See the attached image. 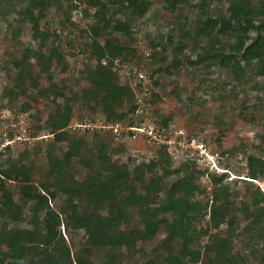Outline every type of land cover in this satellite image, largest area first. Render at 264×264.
I'll list each match as a JSON object with an SVG mask.
<instances>
[{
    "label": "rangeland",
    "instance_id": "obj_1",
    "mask_svg": "<svg viewBox=\"0 0 264 264\" xmlns=\"http://www.w3.org/2000/svg\"><path fill=\"white\" fill-rule=\"evenodd\" d=\"M102 1L107 5L103 12L79 1L77 8L70 10L69 0H53L39 24L41 31L51 34L49 47L63 56L50 74L54 83L63 82L66 87L56 103L38 92L50 86L45 75H40L38 88H29L13 103L2 100L3 88L10 85L6 73L11 68L7 62L23 47L38 48L39 41L34 39L32 23L18 20L17 15L0 18V170L8 161L23 158V164L33 167V182L37 185L49 181L62 187L72 178L84 180L87 168L76 163L78 156L59 176L50 172L47 152L53 138L42 137L50 133L47 122L56 104L63 105L77 94L81 98L83 90L93 85L86 72L97 65L91 43L92 27L98 25L102 43L111 39L122 46L123 60L153 79V96L149 101L140 97V104L134 97L135 102L120 111L122 117L112 121L94 103L71 102L73 120L118 122L124 127L146 123L169 129L171 143L157 144L145 137L133 138L131 133L115 139L104 129L68 130L76 139H84L83 143L94 152L103 143L112 161L132 171L144 167L146 181L163 178L162 185L167 190L163 188L152 201H130L122 223V228L128 230H144L147 223H157V232L137 240L131 248L112 249L93 244L86 228L63 224L57 230L64 237L63 245L55 242L46 248L47 256H39L35 264H77L78 257L89 264H169L172 255L186 264H264V77L258 72L261 63L256 59L246 65L240 57L241 68L236 69L213 58L222 46L231 52L239 38L246 45L259 38L258 46L264 54V28L261 32L257 28L264 21V0H236L246 5L255 27L235 24L234 29L223 34L207 23L210 19L229 18L234 0H146L148 9L143 15L127 7V0ZM102 13L111 23L102 20ZM119 24H126L127 28L119 31ZM35 70L38 73V68ZM118 77L121 85L130 87L126 76ZM24 105L29 106L26 111L22 110ZM133 106L135 112L130 111ZM21 119L31 124V144L14 143L4 148L7 135L19 133V127L12 125L17 126ZM193 143L204 144L207 154L218 155V171L207 167L206 159L199 156ZM69 145L65 141L56 149L64 153ZM84 154L89 157L92 153L84 150ZM251 157H256V179L250 178ZM147 165L153 167L149 169ZM167 170L172 174H165ZM178 181L183 187H178V192L184 191V181L193 183L195 191L190 198L192 208L187 224H183L182 231L172 232L171 215L158 209L166 191L170 192ZM12 185L14 200L21 204L20 185ZM138 193L145 194L140 185ZM216 193L219 203L215 201ZM1 194L0 191V199ZM64 198L65 194L59 191L58 198L50 201L49 195L42 192L40 202H48L63 214ZM215 207L221 214L218 226L212 222ZM32 216L26 209L21 222L8 223L18 240L22 241L24 230L34 228L29 224ZM0 251H8L5 244ZM30 256L36 257L33 250Z\"/></svg>",
    "mask_w": 264,
    "mask_h": 264
},
{
    "label": "trees",
    "instance_id": "obj_2",
    "mask_svg": "<svg viewBox=\"0 0 264 264\" xmlns=\"http://www.w3.org/2000/svg\"><path fill=\"white\" fill-rule=\"evenodd\" d=\"M0 0V18L7 19L11 15H17L18 20L24 23H32L34 39L39 41L38 48L23 47L18 50L7 62L11 69L6 73L10 85H5L2 90V100L7 99L11 104L18 100L19 97L26 95L29 88H38L40 75H45L50 81V86L39 89V94L45 98H52L56 103L58 98L65 91L66 87L63 82H53L51 71L60 65L63 58L56 49L49 47L51 34L41 31L39 24L45 17V12L50 2L53 0ZM56 1V0H54ZM86 4L88 7L105 11L107 5L102 0H69V9L77 8L78 2ZM123 5L125 2H121ZM127 7L143 15L148 9L146 0H127ZM246 5L243 2L234 0L229 9V18L210 19L207 24H211L218 33L223 34L234 29L235 24H251L255 27L254 21L248 16ZM62 7V5H60ZM88 15V11H85ZM102 20L107 24L111 23L110 19L102 13ZM67 13V19H69ZM103 23V21H102ZM117 30L121 31L127 28L126 24L117 25ZM260 32L264 28L262 20L257 27ZM21 29V27H19ZM93 39L91 43L92 55L97 60V65L92 70L86 72L87 79L92 82V86L83 90V95L77 94L66 99L63 105L56 104L55 109L47 122V128L50 134H54L52 142L49 144L47 159L50 162V172L60 175L74 161V157H80L76 163L85 165L87 174L84 180L69 179L65 184L58 187L57 183H44L37 185L33 182V167L23 164V158L18 161H8L0 170V250L2 245H6L7 252L0 251V264H35L39 256H47L46 248L58 242L63 245L64 237L58 228L61 225L79 226L87 229L90 241L93 244L111 246L112 249L122 248L124 246L131 248L139 239H146L156 234L158 224L147 223L144 230L123 229V220L127 217L126 208L130 201L148 199L154 200L158 194L163 192V178H152L145 180L144 167L130 170L128 167L111 160L107 152L106 145L103 143L96 152L89 149V146L83 143L84 139H76L70 134L69 125L73 119L72 103L80 100L94 107L102 109L107 115L109 121L115 118H121V110H125L128 104L135 102L134 93L129 86L121 85L118 75L111 69V62L116 58H123L124 48L117 45L113 40L107 39L102 43L98 37V25L92 27ZM258 40L246 45L242 38H239L235 45L231 47V52L227 49H217L213 58H219L221 65L231 64L234 68H241L239 58L249 65L254 60H260L261 65L258 72L264 77V54L258 46ZM107 59L109 66L102 64ZM125 59V58H123ZM56 63V64H55ZM38 68V73H36ZM155 97V95H154ZM157 99V98H156ZM154 98V100L156 101ZM29 106L24 105L23 111ZM92 108V107H91ZM136 107L130 109L135 112ZM37 129H42L37 127ZM97 135V134H96ZM68 141L69 148L64 153H59L57 145ZM84 150L90 151L91 156L87 157ZM27 152V151H26ZM23 155L22 157L26 156ZM167 154V153H166ZM256 157H251L249 165L251 167V177L256 179V170L254 161ZM149 169L153 165H147ZM165 174L171 175L170 170ZM221 180V179H220ZM13 183L19 184V194L22 197V203L15 202L13 197ZM138 185L142 186L145 194L138 193ZM56 186V189H52ZM181 188V181L172 186L170 192L166 191V196L161 199L158 210H163L172 217L170 227L172 232H179L188 222L192 204L190 198L194 194L195 188L190 181H184V191L178 192L176 189ZM183 188V187H182ZM62 190V191H61ZM65 194L63 203V214L58 213L50 204L41 203L42 192L46 193L51 200L58 198V192ZM152 198V199H151ZM49 201V202H50ZM215 201L219 203V196L215 194ZM217 207L212 213V222L218 226V220L221 214L217 212ZM221 208V207H220ZM219 208V209H220ZM30 210L33 229L23 231L22 241L18 240L13 229L9 227L10 222H21L24 210ZM157 210V211H158ZM110 212L111 215L105 213ZM43 215V216H42ZM35 253L36 257L30 256V251ZM68 254L70 253L67 250ZM63 254V247L60 248ZM70 256V255H69ZM77 264L84 263L79 257ZM169 264H186L181 258L172 255L169 258Z\"/></svg>",
    "mask_w": 264,
    "mask_h": 264
},
{
    "label": "built area",
    "instance_id": "obj_3",
    "mask_svg": "<svg viewBox=\"0 0 264 264\" xmlns=\"http://www.w3.org/2000/svg\"><path fill=\"white\" fill-rule=\"evenodd\" d=\"M128 62H125L123 58H116L111 62V69L117 74V75H124L126 76L130 82V88L132 89L134 93V97L136 101L138 100V104L142 103L141 98L144 99V101H149L152 99L153 96V79L151 77L147 76V73L134 66H130L127 64ZM102 64L105 66H109L110 63L107 59H104L102 61ZM141 97V98H140ZM12 127L16 128L19 127V133L13 135L12 137H9L7 135V138L5 139V143L3 145L4 148H8V146L13 145L14 143L19 144H31L33 138L31 137L32 133V127L31 124L27 125L25 123L24 119H21L19 121V124ZM79 128H83V131L85 132L88 130H95V129H104L109 130L111 132V135L115 137V139H118L121 136H124L126 133L130 134L133 138L138 137H145L146 139H149L150 141H153L157 144H165L169 145L171 143V140L168 138L169 136V129L166 128H157L153 125L143 123L139 126H127L124 127L120 123H87V121H84L82 123H76L73 119L69 125L70 130L78 131ZM81 131V129H80ZM43 139H49L54 138V134H48L42 137ZM194 148L196 149V152L199 153V156L203 159H206L207 161V167L209 169L215 168L216 171H218L219 168V159L218 155L214 154H207L206 153V147L204 144H196L193 143Z\"/></svg>",
    "mask_w": 264,
    "mask_h": 264
}]
</instances>
